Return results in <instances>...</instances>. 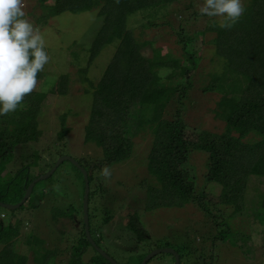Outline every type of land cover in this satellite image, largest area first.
I'll return each instance as SVG.
<instances>
[{
    "label": "rangeland",
    "instance_id": "rangeland-1",
    "mask_svg": "<svg viewBox=\"0 0 264 264\" xmlns=\"http://www.w3.org/2000/svg\"><path fill=\"white\" fill-rule=\"evenodd\" d=\"M247 1L243 0V3ZM203 2L181 0L164 10L175 27L180 19L186 22L191 17L186 25L191 37L187 47L199 59L190 74L191 84L181 103L186 124L184 136L190 139L194 138V129L223 132L225 118L247 84L244 75L229 70L225 60L213 53V44L208 42L213 34L203 33L208 17L194 19L192 12H199ZM189 3L191 7L187 8ZM24 5L26 18L44 35L50 61L44 66L43 76L37 79V88L33 91V98L40 102L38 138L17 146L9 163L2 167L0 164V199L6 205L17 204L24 195L21 198L14 196L16 189H11L12 176L22 165L28 168L18 176V183L25 177L50 172L62 156L72 158L85 168L102 158L100 147L91 140H84L83 128L90 116L92 88L113 52V46L102 48L93 63L87 66L88 48L101 24L95 9L78 14L61 13L47 19L46 25L41 21L38 25L36 18L43 10L37 8L35 0H24ZM134 15L129 29L139 54L150 57L153 48L158 49L161 56L169 53L180 60L181 50L170 29L145 26L141 16ZM212 18L220 23L221 18ZM165 71L164 68L160 70L161 73ZM63 74L68 82L64 94L60 95L54 92V86ZM174 111V104L167 106L162 118L170 119ZM141 115H144L143 120L134 124L136 133L131 136L130 156L109 166V177H104L102 171L92 175L87 217L88 232L96 248L116 264H140L151 251L166 248L179 254V264H264L261 194L251 190L243 194L237 208L231 204L223 206L219 202L224 194L223 186L204 180L207 171V153L204 151L188 152L185 164L195 194H209L210 199L203 200L204 209L192 201L182 207L143 208L144 187L156 185L154 177L147 172L152 137V128H149L152 124L147 122L156 126L159 120L149 118L150 113L144 109ZM62 123L66 131L58 139ZM256 138L252 133L241 140ZM255 179H249L248 188L254 185L263 190V179ZM32 191L31 197L20 208L12 211L0 208V214H3L0 222L4 227L19 222L17 239L20 241L15 252L27 255L26 264H37L34 258L40 264L42 261L45 264H105L106 260L91 244L85 245L84 253L73 255L77 244H82L77 239L80 237L84 189L78 170L70 162L63 161L51 176L36 182ZM128 217L134 219L131 229L126 227ZM26 239L30 241V247L26 245ZM42 256L46 258L42 259ZM145 264H173V256L161 253Z\"/></svg>",
    "mask_w": 264,
    "mask_h": 264
},
{
    "label": "trees",
    "instance_id": "trees-1",
    "mask_svg": "<svg viewBox=\"0 0 264 264\" xmlns=\"http://www.w3.org/2000/svg\"><path fill=\"white\" fill-rule=\"evenodd\" d=\"M48 1L51 2L50 5L47 4ZM178 1L181 0H119L118 3L116 0H35L37 8L43 10L36 18L38 25L40 21L46 25L47 19L61 13L78 14L95 9L96 15L101 18V24L90 42L87 66L93 63L102 48L113 46L109 63L92 88L90 116L88 124L83 128L84 140L96 143L102 153V158L89 163L88 168L82 166L86 172L88 189L96 171L101 172L105 166L120 163L130 156L133 146L131 136L136 133L134 124L143 120L141 112L144 109L150 113L149 118L159 120L156 126L147 122L152 124L149 127L152 128V137L147 156V172L154 177L156 185L144 187V209L182 207L188 201L195 202L204 209L203 200L210 199L209 194H195L185 165L188 152L192 150L207 153L204 180L223 186L224 194L219 199L223 206L231 204L237 208L243 194L252 190L261 194L260 203L264 207V188L260 190L258 186H247L250 178H262L264 182V0L247 1L244 4L245 14L231 29H222L216 20L207 16L203 33L213 34L208 41L213 44V53L225 60L229 70L244 75L247 84L226 116L223 132L217 134L194 129V138L191 139L184 136L186 124L181 103L191 84L190 74L196 69L199 58L187 47L190 36L186 25L191 17L186 22L180 19L175 27L164 12L169 5ZM190 7L189 3L187 8ZM192 13L194 19L206 17L196 11ZM134 14L141 16L145 26L170 29L176 35L175 43L181 50L180 60L169 53L161 56L159 50L153 48L150 57L139 54L135 38L129 29V22L135 17ZM163 68L165 73L160 72ZM83 71L86 72L85 69ZM42 76L43 71L38 73L37 79ZM59 76L54 92L63 95L68 81L66 75ZM33 97L32 92L15 112L0 117L1 167L9 163L17 146L38 138L36 128L40 102ZM173 104V116L163 119V111ZM61 121L63 122L62 117ZM65 131L62 123L58 139H61ZM252 133L257 136L255 140H241ZM27 168L25 165L20 166L12 176L11 189H16L13 191L14 196L21 198L27 183L42 174L25 177L18 183V176ZM0 202H3L2 199ZM133 221L132 217H128L126 227H133ZM79 224L80 237L77 241L79 243L81 240L82 244H77L78 248L73 254L75 256L84 253L85 245L90 244L83 232L81 220ZM19 231L18 221L8 228L0 222V264H26L27 255L15 252L20 241L17 239ZM134 235L136 236L135 233ZM145 235L148 237V234ZM29 244L30 241L26 239V245L30 247ZM34 262L40 264L35 258ZM42 264L45 262L42 261ZM105 264L109 263L105 261Z\"/></svg>",
    "mask_w": 264,
    "mask_h": 264
},
{
    "label": "clouds",
    "instance_id": "clouds-1",
    "mask_svg": "<svg viewBox=\"0 0 264 264\" xmlns=\"http://www.w3.org/2000/svg\"><path fill=\"white\" fill-rule=\"evenodd\" d=\"M24 7V0H0V117L15 112L36 90L38 73L50 61L44 35L26 18ZM198 11L221 18L219 27L231 29L246 7L243 0H204ZM101 171L110 176L107 166Z\"/></svg>",
    "mask_w": 264,
    "mask_h": 264
},
{
    "label": "water",
    "instance_id": "water-1",
    "mask_svg": "<svg viewBox=\"0 0 264 264\" xmlns=\"http://www.w3.org/2000/svg\"><path fill=\"white\" fill-rule=\"evenodd\" d=\"M63 161H68L70 162L79 172V174L81 175L82 181H83V189H84V194H83V200H82V215H81V222H82V229L83 232L85 233L86 238L88 239L89 243L91 244L92 248L100 255L104 258V260H106L109 264H116L109 256H107L102 250H100L99 248L97 249L96 246L94 245L92 239L90 238V235L87 231V215H88V194H89V189H88V184H87V178H86V172L85 169L83 167H81L75 160H73L70 157L67 156H62L60 157L56 163L54 164L52 170L50 172H46L45 174H42L40 176H37L35 178H33L31 180V182L23 189L24 191V195L22 197V199L20 200V202H18L17 204H10V205H6L3 202H0V208H3L7 211H12L15 209H18L19 207H21L22 204H24L26 202V200L30 197L31 193H32V187L34 186V184L38 181L44 180L47 177L51 176L53 171L56 170V168L59 166V164ZM161 253H168L170 255L173 256V264H178V254L172 250V249H157V250H153L151 251L149 254H147L143 259L142 262L140 264H145L146 261H148L150 258H152L155 255L161 254Z\"/></svg>",
    "mask_w": 264,
    "mask_h": 264
}]
</instances>
